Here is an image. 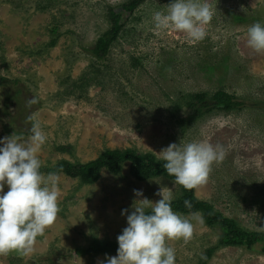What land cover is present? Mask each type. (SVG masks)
Here are the masks:
<instances>
[{
	"label": "rangeland",
	"instance_id": "rangeland-1",
	"mask_svg": "<svg viewBox=\"0 0 264 264\" xmlns=\"http://www.w3.org/2000/svg\"><path fill=\"white\" fill-rule=\"evenodd\" d=\"M126 1L0 0V137L30 136L31 122L39 121L46 136L38 153L42 167L60 159L87 162L108 148H133L158 158L169 143L207 139L224 147L225 158L212 165L195 196L246 229L264 231V53L246 44L248 26L264 23V0H209L214 15L206 37L196 43L182 32L155 29L153 12L168 2L146 0L122 14L118 38L97 58L93 47L109 28V11L122 12ZM216 90L243 105L229 112L213 108L179 123L189 113L176 107L182 96L209 97ZM32 98L37 103H30ZM128 165L118 174L102 170L91 184L54 174L57 219L36 237L31 251L0 254V264H100L105 253L74 249L92 237L117 241L126 226L121 210L131 211L139 199L134 189L153 202L160 199V188L180 195L174 180L140 181ZM193 224L189 241L166 242L175 249V264H198L216 243L218 228ZM206 264H264V252L219 247Z\"/></svg>",
	"mask_w": 264,
	"mask_h": 264
},
{
	"label": "clouds",
	"instance_id": "clouds-1",
	"mask_svg": "<svg viewBox=\"0 0 264 264\" xmlns=\"http://www.w3.org/2000/svg\"><path fill=\"white\" fill-rule=\"evenodd\" d=\"M214 15L209 0H169L166 9L153 12V26L158 31L173 29L186 35L191 43L203 40ZM246 44L257 53H264V23L255 21L246 30ZM30 103L37 100L32 98ZM225 122H220L223 126ZM30 136L21 132L0 137V254L12 251L29 252L36 237L51 226L60 212L57 178L41 173L39 151L46 142L39 121L30 124ZM163 168L175 182L185 189H193L207 182L212 165L222 162L225 149L207 139L181 144L169 143L159 152ZM8 190L5 192L4 187ZM130 208L122 209L126 226L116 240L115 256H107L100 264H175V249L169 240L189 241L194 224L203 217L193 213L180 215L173 211L171 191L161 188L153 202L134 189ZM186 207H191L185 201ZM75 224V223H74Z\"/></svg>",
	"mask_w": 264,
	"mask_h": 264
},
{
	"label": "trees",
	"instance_id": "trees-1",
	"mask_svg": "<svg viewBox=\"0 0 264 264\" xmlns=\"http://www.w3.org/2000/svg\"><path fill=\"white\" fill-rule=\"evenodd\" d=\"M146 0H127L121 4L119 13H108L109 28L96 40L93 53L97 58H102L108 52L110 45L118 38L122 27V14L128 12L131 14L137 6ZM169 2V0H166ZM55 32V26L51 29ZM54 43V41H52ZM209 99L212 102L207 101ZM181 104L176 103V107H187L189 113L187 117L181 118L179 123L195 121L202 117L207 111L213 108L229 112L238 109L243 102L235 100L229 93L223 90H216L208 97L205 92H196L187 94L180 98ZM60 149H63L62 147ZM128 163L130 175L140 181L150 178L165 176L175 181L173 176L167 174L163 168L164 161L158 159L153 153H140L133 148L125 149H105L96 158L87 162H71L65 159L58 160L50 167L43 166L40 171L53 174L63 173L71 178H76L79 184H91L99 177L102 170H107L111 174H118L122 167ZM179 186L180 195L176 196L171 204L174 212L180 214L199 213L203 217V223L211 228L220 230L219 236L214 246L206 250V256L198 264H206L207 259L217 248L224 246H243L250 250H260L264 252V231H254L241 226L234 218L227 217L220 211L216 210L213 205L205 200L198 199L193 189H185ZM189 201L191 207L185 206V201ZM118 248L117 241H110L92 237L85 247H76L74 250L77 254L95 255L100 253L116 254Z\"/></svg>",
	"mask_w": 264,
	"mask_h": 264
}]
</instances>
